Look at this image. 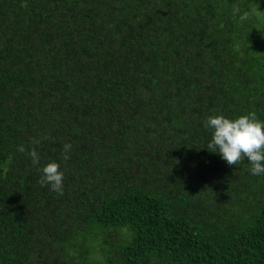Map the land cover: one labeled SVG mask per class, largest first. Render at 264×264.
I'll return each mask as SVG.
<instances>
[{
  "label": "trees",
  "instance_id": "1",
  "mask_svg": "<svg viewBox=\"0 0 264 264\" xmlns=\"http://www.w3.org/2000/svg\"><path fill=\"white\" fill-rule=\"evenodd\" d=\"M249 11L0 0V264H264V174L209 151L204 126L264 120V10ZM49 161L62 194L40 184Z\"/></svg>",
  "mask_w": 264,
  "mask_h": 264
},
{
  "label": "clouds",
  "instance_id": "2",
  "mask_svg": "<svg viewBox=\"0 0 264 264\" xmlns=\"http://www.w3.org/2000/svg\"><path fill=\"white\" fill-rule=\"evenodd\" d=\"M204 126L211 132L206 146L209 151L218 153L230 166H236L246 158L251 164L249 171L252 175L264 174V120L259 119L255 112L249 111L235 117L222 113L209 115ZM70 147V144L65 145L64 159H68L67 149ZM18 151L24 152L25 148L19 146ZM29 155L34 164L39 163L40 158L34 149L29 150ZM41 171L40 184H47L52 191L62 194L64 173L60 170V164L49 161Z\"/></svg>",
  "mask_w": 264,
  "mask_h": 264
},
{
  "label": "rangeland",
  "instance_id": "3",
  "mask_svg": "<svg viewBox=\"0 0 264 264\" xmlns=\"http://www.w3.org/2000/svg\"><path fill=\"white\" fill-rule=\"evenodd\" d=\"M241 2H245L250 6L249 13L258 14L261 10H264V2L263 0H240Z\"/></svg>",
  "mask_w": 264,
  "mask_h": 264
}]
</instances>
